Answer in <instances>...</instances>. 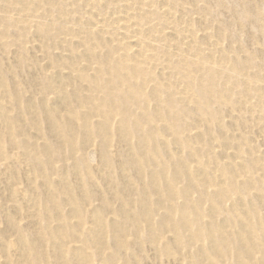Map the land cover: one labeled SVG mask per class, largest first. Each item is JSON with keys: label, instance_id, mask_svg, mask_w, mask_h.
I'll return each mask as SVG.
<instances>
[{"label": "rangeland", "instance_id": "obj_1", "mask_svg": "<svg viewBox=\"0 0 264 264\" xmlns=\"http://www.w3.org/2000/svg\"><path fill=\"white\" fill-rule=\"evenodd\" d=\"M0 264H264V0H0Z\"/></svg>", "mask_w": 264, "mask_h": 264}]
</instances>
